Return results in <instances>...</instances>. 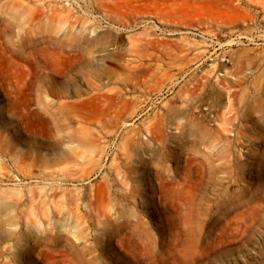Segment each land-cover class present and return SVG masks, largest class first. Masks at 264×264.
Returning <instances> with one entry per match:
<instances>
[{
  "label": "rangeland",
  "instance_id": "374dc122",
  "mask_svg": "<svg viewBox=\"0 0 264 264\" xmlns=\"http://www.w3.org/2000/svg\"><path fill=\"white\" fill-rule=\"evenodd\" d=\"M263 8L0 0V264H264Z\"/></svg>",
  "mask_w": 264,
  "mask_h": 264
},
{
  "label": "bare ground",
  "instance_id": "6f19581e",
  "mask_svg": "<svg viewBox=\"0 0 264 264\" xmlns=\"http://www.w3.org/2000/svg\"><path fill=\"white\" fill-rule=\"evenodd\" d=\"M121 1H123V0H121ZM210 1V0H209ZM224 1V0H223ZM255 1V0H254ZM233 2V1H232ZM115 3V2H114ZM251 3H252V1H251ZM190 4V3H189ZM200 4V3H199ZM253 4V3H252ZM109 5V4H108ZM255 5V4H254ZM258 5V4H257ZM236 6V5H235ZM258 6H260V5H258ZM169 8V7H168ZM233 8V7H232ZM237 10V9H236ZM257 10V9H256ZM244 11V10H243ZM263 11H264V8H263ZM248 14V13H247ZM250 15V14H249ZM257 15V14H256ZM252 17V16H251ZM249 18V17H248ZM77 20V19H76ZM251 20H253L252 18H251ZM263 20V19H262ZM229 21V20H228ZM254 21V20H253ZM252 22V21H251ZM124 23V22H123ZM241 23V22H240ZM247 24V23H246ZM74 25V24H73ZM144 35V34H143ZM99 38V37H98ZM132 38V37H131ZM139 38V37H138ZM144 38V37H143ZM140 39V38H139ZM99 40V39H98ZM140 41V40H139ZM99 42V41H98ZM132 42V41H131ZM141 42V41H140ZM137 43V42H136ZM145 43V42H144ZM137 44H139V43H137ZM146 44V43H145ZM142 45V44H141ZM137 46H139V45H137ZM145 46V45H144ZM140 48V47H139ZM145 48V47H144ZM138 49V48H137ZM141 50V49H140ZM139 51V50H138ZM141 52V51H140ZM140 57V56H139ZM229 94H230V92H229ZM233 95V94H232ZM229 96V95H228ZM231 96V95H230ZM229 96V97H230ZM232 97V96H231ZM230 100V99H229ZM232 100V99H231ZM230 103V102H229ZM262 106V105H261ZM260 106V107H261ZM262 109V108H261ZM264 109V108H263ZM11 158V157H10ZM51 200H52V198H51ZM56 209H58V208H56Z\"/></svg>",
  "mask_w": 264,
  "mask_h": 264
}]
</instances>
